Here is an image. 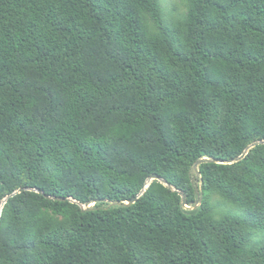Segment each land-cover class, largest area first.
<instances>
[{"label": "trees", "instance_id": "trees-1", "mask_svg": "<svg viewBox=\"0 0 264 264\" xmlns=\"http://www.w3.org/2000/svg\"><path fill=\"white\" fill-rule=\"evenodd\" d=\"M184 1L0 0V264H264V0Z\"/></svg>", "mask_w": 264, "mask_h": 264}, {"label": "rangeland", "instance_id": "rangeland-1", "mask_svg": "<svg viewBox=\"0 0 264 264\" xmlns=\"http://www.w3.org/2000/svg\"><path fill=\"white\" fill-rule=\"evenodd\" d=\"M161 4L165 10L167 16L169 15H181L186 11V4L184 0H161ZM212 205L215 209L216 216L223 215L225 213L233 212L241 214V211L234 208L227 202H225L218 195L212 196Z\"/></svg>", "mask_w": 264, "mask_h": 264}, {"label": "water", "instance_id": "water-1", "mask_svg": "<svg viewBox=\"0 0 264 264\" xmlns=\"http://www.w3.org/2000/svg\"><path fill=\"white\" fill-rule=\"evenodd\" d=\"M261 143L264 144V141H261ZM152 180H160V181H162V179H161L159 176H157V175H152V176L150 177V181H149V182H151ZM165 184L167 185L166 182H165ZM24 190H25V189H20L18 192L21 193V192H23ZM37 192L43 194L42 191H37ZM179 194L183 195L181 192H179ZM47 198H50V197L47 196ZM137 199H138V196H136V197H134L132 200L128 201L127 204H132V203L136 202ZM184 205L187 206L186 200H184Z\"/></svg>", "mask_w": 264, "mask_h": 264}]
</instances>
